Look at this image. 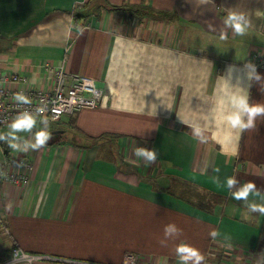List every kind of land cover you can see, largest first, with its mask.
Here are the masks:
<instances>
[{
	"label": "crops",
	"instance_id": "obj_1",
	"mask_svg": "<svg viewBox=\"0 0 264 264\" xmlns=\"http://www.w3.org/2000/svg\"><path fill=\"white\" fill-rule=\"evenodd\" d=\"M263 6L264 0H0V49L25 76L24 87L50 89L53 74L44 64L66 56L67 71L103 88L95 107L49 120L53 134L45 145L15 153L28 156L31 168L26 186L0 183L7 227L0 258L18 246L42 256L39 264H120L127 252L141 264H178L181 239L202 251L201 264H249L263 252L264 213H250L212 171L219 166L221 181L235 174L264 190V119L229 141L214 112L224 87L219 73L264 51ZM230 9L248 15L247 35L225 25ZM257 70L264 74V66ZM250 98L264 101V81L252 82ZM193 124L205 129L206 142L193 137ZM136 143L156 147L157 159L137 162ZM8 153L0 150V160ZM169 221L182 230L175 238L164 236ZM216 227L231 240L213 239Z\"/></svg>",
	"mask_w": 264,
	"mask_h": 264
},
{
	"label": "clouds",
	"instance_id": "obj_2",
	"mask_svg": "<svg viewBox=\"0 0 264 264\" xmlns=\"http://www.w3.org/2000/svg\"><path fill=\"white\" fill-rule=\"evenodd\" d=\"M224 23L235 35L245 36L249 33L250 20L242 10L230 9L227 11ZM227 35L226 32H222L220 39H226ZM239 58H243V56ZM219 75L223 78L224 87L215 102L214 112L226 126V139L230 141L233 132L243 134L248 129H255L258 127V119H264V101L250 98L252 82L264 81V74L257 70L256 63L246 60L242 65L227 64ZM14 99L21 107L19 111L12 114L5 128L0 130V142L6 143L13 154L39 149L50 140L53 134L49 117L46 115L49 111L48 101L42 97L35 106L23 107V105L33 104L32 98L23 91L14 93ZM152 101L146 102L145 106ZM156 103L163 104L160 100ZM54 111L60 112L61 108L57 107ZM143 133L140 134L143 135ZM192 134L199 142H206L208 139L205 129L197 124L192 125ZM133 151L137 162L143 161L146 165L156 160L159 155L156 147H149L146 143H136ZM236 151L237 149L234 148L233 154H236ZM212 171L217 173L213 179L222 183L234 199L242 201L250 213H264V190L260 189L255 181L241 182L235 174L227 175L221 181L218 175L220 167L216 166ZM250 194L258 199H249ZM181 231L174 221H169L164 226L166 238H175ZM209 235L213 239L222 237L224 242L231 240L230 234L222 232L219 227L212 228ZM161 242L165 243L166 241L162 240ZM175 253L178 264H201L205 259L204 254L196 245L183 239L176 243ZM42 259L43 257L40 255L30 254L27 250L17 247L12 252L9 264H39ZM157 264H162V261L158 259Z\"/></svg>",
	"mask_w": 264,
	"mask_h": 264
},
{
	"label": "built area",
	"instance_id": "obj_3",
	"mask_svg": "<svg viewBox=\"0 0 264 264\" xmlns=\"http://www.w3.org/2000/svg\"><path fill=\"white\" fill-rule=\"evenodd\" d=\"M76 9V8H74ZM73 9V13H74ZM262 25L260 32L264 35V6L261 13ZM73 43V37L65 43L64 51L67 53ZM261 50H259L260 52ZM66 56L64 59L55 63H45V68L53 74V84L50 89L26 88L25 76L18 73L16 65L11 61L5 52L0 49V129L5 128L8 120L16 111L20 110L21 105H18L14 99V93L23 91L32 98V105H23V107H32L40 102L43 97L48 101L49 111L46 115L49 120H57L63 114H72L83 108L95 107L102 94L103 88L96 85L94 79L84 74H73L65 69ZM254 63L257 66H264V51L260 54H255ZM9 83L11 86L6 87ZM15 84V85H14ZM60 107L61 111H54ZM8 148L6 143L0 142V150L2 152ZM31 162L25 154H6L0 160V183L11 184L15 187L26 186L29 182V170ZM7 227L5 220L0 214V232H6ZM18 246L11 248L10 255L0 264H9L12 252ZM30 253V252H29ZM35 254V253H30ZM39 255V254H37ZM120 264H141L137 262L134 253L127 252Z\"/></svg>",
	"mask_w": 264,
	"mask_h": 264
},
{
	"label": "rangeland",
	"instance_id": "obj_4",
	"mask_svg": "<svg viewBox=\"0 0 264 264\" xmlns=\"http://www.w3.org/2000/svg\"><path fill=\"white\" fill-rule=\"evenodd\" d=\"M147 12H149V10H147ZM260 221L262 223V227L264 228V217L261 218ZM263 248H264V246H263ZM256 256H258L259 259L263 258V260H264V251L263 252L258 251ZM256 256L252 259H249V261H250L249 264H264V261H262V260H261V262H257ZM137 262H138V260H137Z\"/></svg>",
	"mask_w": 264,
	"mask_h": 264
},
{
	"label": "trees",
	"instance_id": "obj_5",
	"mask_svg": "<svg viewBox=\"0 0 264 264\" xmlns=\"http://www.w3.org/2000/svg\"><path fill=\"white\" fill-rule=\"evenodd\" d=\"M77 13H73V17H76L77 15H76ZM5 258H7V256L6 257H4V258H0V261H2V260H4Z\"/></svg>",
	"mask_w": 264,
	"mask_h": 264
}]
</instances>
